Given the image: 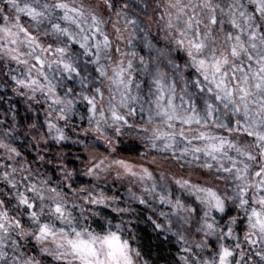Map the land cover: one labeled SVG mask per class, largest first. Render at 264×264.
Instances as JSON below:
<instances>
[{
    "label": "clouds",
    "instance_id": "obj_1",
    "mask_svg": "<svg viewBox=\"0 0 264 264\" xmlns=\"http://www.w3.org/2000/svg\"><path fill=\"white\" fill-rule=\"evenodd\" d=\"M0 264H264V0H0Z\"/></svg>",
    "mask_w": 264,
    "mask_h": 264
}]
</instances>
